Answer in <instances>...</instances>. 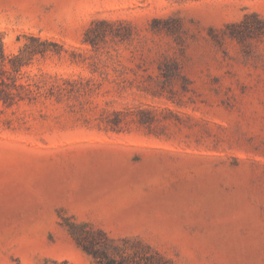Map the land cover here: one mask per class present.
<instances>
[{"label":"rangeland","instance_id":"1","mask_svg":"<svg viewBox=\"0 0 264 264\" xmlns=\"http://www.w3.org/2000/svg\"><path fill=\"white\" fill-rule=\"evenodd\" d=\"M33 101H0V264H94L69 224L175 264H264V0H0Z\"/></svg>","mask_w":264,"mask_h":264},{"label":"trees","instance_id":"2","mask_svg":"<svg viewBox=\"0 0 264 264\" xmlns=\"http://www.w3.org/2000/svg\"><path fill=\"white\" fill-rule=\"evenodd\" d=\"M27 42L16 53H8L0 36V101L13 106L22 101L36 100L40 92L25 67L38 54H45L47 39L26 35ZM77 245L87 253L94 264H175L149 246L128 249L115 243L101 229L87 228L86 223L69 224Z\"/></svg>","mask_w":264,"mask_h":264}]
</instances>
